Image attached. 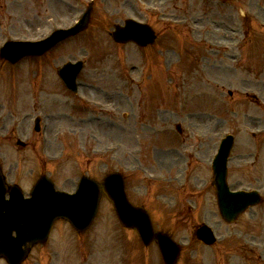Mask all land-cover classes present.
Listing matches in <instances>:
<instances>
[{
	"label": "rangeland",
	"instance_id": "rangeland-1",
	"mask_svg": "<svg viewBox=\"0 0 264 264\" xmlns=\"http://www.w3.org/2000/svg\"><path fill=\"white\" fill-rule=\"evenodd\" d=\"M89 1L0 0V45L5 37L38 39L71 24ZM91 15L86 29L45 57L15 64L0 58V167L8 182H17L28 194L37 177L48 173L58 187L71 190L83 173L101 178L108 169L124 168L128 188L142 191L151 181L139 168H128L138 163L131 152L141 151L136 155L145 153L150 161L154 146L160 153L167 151L166 158L143 167L155 168L162 178H181L188 167L196 175L194 187H201L200 193L186 194L193 189H175V182L167 186L175 198L189 196L196 206V220L180 219L173 230L183 244L176 264H264V201L227 224L208 185L209 160L220 137L231 132L235 138L227 162L228 184L233 189L262 185L264 192V0H93ZM128 16L150 22L157 29L156 40L146 47L116 43L112 29ZM83 56L87 62L78 76L84 84L79 91L111 112L90 126L78 119L87 108H81L83 103L69 108L70 94L57 79L54 90H44L47 84L39 83V78L27 79L51 78L50 70L55 77L61 62ZM128 64H135V69L126 71ZM129 78L136 82L132 89ZM35 81L38 90L30 96L27 88ZM130 90L133 96L127 95ZM58 110L67 112L63 123L56 120ZM122 111L128 117L122 119ZM38 114L45 116L46 152L41 133L33 129ZM54 123H61V140ZM68 126L78 129L70 134L73 137L64 132ZM16 138L28 145L19 147ZM72 138L75 141L67 143ZM170 193L162 195L164 204ZM99 201L98 214L85 232L75 233L59 220L47 241L34 244L21 264H63L54 251L61 249V255L72 261L67 264H129L128 253L134 248L136 258L143 252L141 243L133 231L121 227L111 203L105 197ZM176 208L167 205L163 212L155 208L154 218ZM197 221L211 224L224 242L211 247L197 243L191 228ZM65 239L68 242L62 243ZM155 248V252L151 245L146 248L147 264H164ZM0 264L8 263L0 258Z\"/></svg>",
	"mask_w": 264,
	"mask_h": 264
},
{
	"label": "water",
	"instance_id": "water-1",
	"mask_svg": "<svg viewBox=\"0 0 264 264\" xmlns=\"http://www.w3.org/2000/svg\"><path fill=\"white\" fill-rule=\"evenodd\" d=\"M89 11L90 9L83 14L80 22L73 30L74 33L76 30L86 26L89 19ZM138 26H140V24L127 21L126 27L117 28L115 31V38L126 40L125 37H122L124 30L125 33L127 31L134 32L133 29L135 30L139 28ZM62 34V32H57L47 39L34 43H10V55L6 51H3L2 54L12 61L13 59L17 60V58L24 57L26 54L37 52V48L38 50L48 48L53 42L60 39ZM127 36L130 39L137 40L133 33H130ZM78 65L79 64L67 65L62 69V75L66 77L67 74H70L72 79L79 70ZM225 139L226 141L223 140L222 142L221 152L227 151L230 146L231 137L227 136ZM219 159H217L214 164L221 166L222 162H220ZM103 184L104 190L107 192L108 196L115 201V210H117L119 217L124 224L138 227L143 237L147 240L152 235L161 237L160 234H154L152 232L151 223L148 219L147 213L142 208H135L127 203L123 191L121 176L115 173L108 174L104 178ZM37 185L32 190L30 200L23 201L19 190H12L14 187H11V198L7 200L2 195L5 190V185L3 184L0 175V254L6 255V257L7 254H10V262L12 264L19 262L23 256H25L26 249L22 248L23 244L26 242L32 243L33 241L43 239L46 236L45 234H47L55 217H69L74 223H79V226L82 225L84 227L95 214L99 189L98 185L93 180L91 181L88 178H83L80 183V188L74 194L69 195L63 193V195L57 193L58 195H56V197L60 198V196H62L60 198L61 203H58L51 198L41 199L39 195L43 194V191L41 186ZM217 186L219 189V206L222 214L227 219L234 218V214L244 208L247 203L254 202L255 195L253 193L242 191L230 192L223 184V179L220 177H218ZM49 206H54V209H50ZM47 210L51 211L50 215L45 218L46 220L44 223H40L44 219ZM201 230L202 235L206 236L205 231L203 229ZM13 231H15V235H12ZM163 244L167 246L164 251V258L168 263H171L176 256V251L174 252L175 246L170 243L169 240L164 241V239Z\"/></svg>",
	"mask_w": 264,
	"mask_h": 264
}]
</instances>
